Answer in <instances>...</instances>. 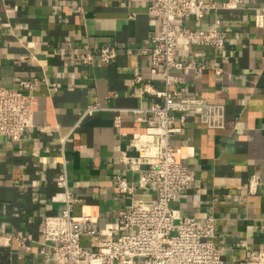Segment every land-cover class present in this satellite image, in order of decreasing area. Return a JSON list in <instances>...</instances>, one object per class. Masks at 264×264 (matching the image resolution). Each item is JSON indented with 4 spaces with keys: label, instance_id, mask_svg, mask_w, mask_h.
Instances as JSON below:
<instances>
[{
    "label": "crops",
    "instance_id": "1",
    "mask_svg": "<svg viewBox=\"0 0 264 264\" xmlns=\"http://www.w3.org/2000/svg\"><path fill=\"white\" fill-rule=\"evenodd\" d=\"M204 1H215L219 9L179 24L210 30L220 21L226 47L217 52L181 44L178 58L219 66L223 73L174 74L184 78L190 94L226 106V127L211 129L199 116L189 115L181 133L171 137L196 172L195 185L172 208L178 216L203 222L214 206L216 245L227 264H239L264 249V27L256 25L264 0H244L238 8H223L228 0ZM152 2L0 0V85L40 84L26 91L33 96V126L19 142L0 138V264H54L43 254L42 228L45 217L65 208V193L58 186L65 168L79 200L74 214L98 220L100 235L82 238L89 249L125 232L118 215L134 198L156 197L153 190L137 188L139 172L120 160L123 152L137 155L131 141L147 129L133 111L161 102L149 94L138 96L135 77L165 89L163 76L151 73L150 55L142 52L160 32L149 11ZM108 45L117 48L115 63L96 59L86 65L78 59L88 52L97 58ZM94 104L102 110L85 115ZM118 176L136 186L134 195L120 194ZM252 180L258 182L255 194Z\"/></svg>",
    "mask_w": 264,
    "mask_h": 264
},
{
    "label": "built area",
    "instance_id": "2",
    "mask_svg": "<svg viewBox=\"0 0 264 264\" xmlns=\"http://www.w3.org/2000/svg\"><path fill=\"white\" fill-rule=\"evenodd\" d=\"M244 0H228L223 8H238ZM219 9L215 1L204 0H153L150 13L160 24V32L152 38V46L142 52L149 54L152 74H161L165 89L156 90L141 75L135 77L137 95L149 94L161 99L150 108L135 109L137 121L147 123L144 133L134 137L131 146L136 156L123 152L120 160L131 170L139 172L137 188L153 190L156 197L142 200L134 198L127 210L118 215L125 232L113 239H103L96 248L82 244L85 236H99L98 220L90 214L76 216L75 205L79 202L70 188L67 169L58 176V186L66 197L64 210L43 220L42 251L47 262L54 264H227L224 251L216 245L217 224L214 206L209 209L205 221L192 216H178L172 203L193 188L195 170L181 157L171 143L174 134L181 133L189 115H197L211 129L226 127V106L210 102L199 94L187 91L185 80L174 74L175 70H193L202 74L213 69L222 74L219 66L198 64L195 60L184 62L178 58L181 44L210 46L223 52L227 38L219 30L220 21L213 29H192L179 24L180 19L203 18L207 12ZM257 27H264V8L256 15ZM118 58L115 46H103L96 58L91 52L78 59L92 65L96 59L105 64L115 63ZM57 88L56 83L45 82ZM40 84L21 81L19 88L0 85V138L19 142L33 126L34 112L31 106L34 91ZM98 104L87 108L85 115L101 111ZM179 115V117H178ZM119 118V117H118ZM65 140H63L64 143ZM63 164L65 162L61 161ZM121 195H134L136 186L124 176L115 179ZM251 193L258 192V182L252 180ZM217 198L215 199V202ZM50 248V252L46 248ZM239 264H264V249L252 251Z\"/></svg>",
    "mask_w": 264,
    "mask_h": 264
}]
</instances>
